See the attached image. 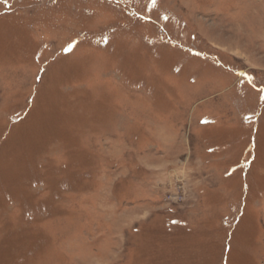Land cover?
Returning <instances> with one entry per match:
<instances>
[{
  "label": "rangeland",
  "instance_id": "374dc122",
  "mask_svg": "<svg viewBox=\"0 0 264 264\" xmlns=\"http://www.w3.org/2000/svg\"><path fill=\"white\" fill-rule=\"evenodd\" d=\"M0 264H264V0H0Z\"/></svg>",
  "mask_w": 264,
  "mask_h": 264
},
{
  "label": "built area",
  "instance_id": "2783aa9c",
  "mask_svg": "<svg viewBox=\"0 0 264 264\" xmlns=\"http://www.w3.org/2000/svg\"><path fill=\"white\" fill-rule=\"evenodd\" d=\"M172 197H173V196H171V197L169 196L168 198H169V199L172 201V200H173V198H174V197H173V198H172Z\"/></svg>",
  "mask_w": 264,
  "mask_h": 264
}]
</instances>
